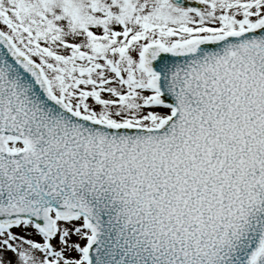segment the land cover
Wrapping results in <instances>:
<instances>
[{"label": "snow or ice", "instance_id": "obj_1", "mask_svg": "<svg viewBox=\"0 0 264 264\" xmlns=\"http://www.w3.org/2000/svg\"><path fill=\"white\" fill-rule=\"evenodd\" d=\"M0 264H264V0H0Z\"/></svg>", "mask_w": 264, "mask_h": 264}]
</instances>
